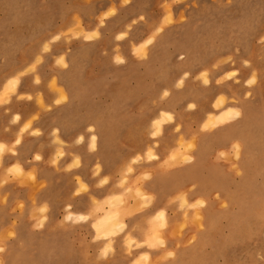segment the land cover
<instances>
[{
    "label": "rangeland",
    "instance_id": "374dc122",
    "mask_svg": "<svg viewBox=\"0 0 264 264\" xmlns=\"http://www.w3.org/2000/svg\"><path fill=\"white\" fill-rule=\"evenodd\" d=\"M0 143L4 264H264V0H0Z\"/></svg>",
    "mask_w": 264,
    "mask_h": 264
},
{
    "label": "snow or ice",
    "instance_id": "6c2138e0",
    "mask_svg": "<svg viewBox=\"0 0 264 264\" xmlns=\"http://www.w3.org/2000/svg\"><path fill=\"white\" fill-rule=\"evenodd\" d=\"M126 2H127V0H125V3H126ZM106 14H107V13H106ZM93 35H95V33H93ZM85 38H86V39H90V37H85ZM117 60L119 61V57H117ZM62 62H63V58H61V60L57 61V63H62ZM245 63L247 64L248 61H245ZM65 67H66V65H65ZM185 75H187V73H185ZM228 75H229V76H233V75H235V73H229ZM204 76H206V73H203V72H202V73H201V77H204ZM254 82H255V74H253V76H252L251 78H249V79L246 81V83H247L248 85H252ZM204 83H205V84L208 83L207 79H204ZM164 95H168V93L165 92ZM61 99H66V97H61ZM60 102H61L60 100H57V101H56L57 104H59ZM189 107L191 108V107H193V105H189ZM230 111H231V110H230ZM234 116H236V117H240V116H241V112L238 111V110L235 111V112H234ZM154 123L158 124L159 121H155ZM152 136H156V132H155V131L152 132ZM92 139L95 140L96 137L93 136ZM16 143L18 144V143H20V141L17 140ZM93 147H95V145H93ZM189 147H191V145H189ZM234 147H236L237 149L239 148L238 145H235ZM2 149H3V145H0V150H2ZM36 159L39 160L40 157L37 156ZM149 159H153V158L150 156ZM186 159L190 160L191 157H186ZM129 171H131V169H129ZM102 183H103V181H102ZM144 199L147 200L148 197H144ZM197 203H202V202L198 201ZM158 215H159L160 217H162V216H163V213H159ZM80 219L83 220V219H86V218L82 216V217H80ZM41 226H42V225H40V224H37V225H36V227H41ZM9 235L11 236V235H13V233H9ZM151 239H152V240H155V243L148 242V246H149L150 248H157L158 246L162 247V246L165 245V241L162 240V239H159L157 233H153V236H152ZM2 251H4V249H3V248H0V252H2ZM106 253H107V249H105V254H106ZM174 255H175V253H174L173 251H168V252L166 253L165 259L171 258V257H173ZM135 264H140L139 260L136 261Z\"/></svg>",
    "mask_w": 264,
    "mask_h": 264
},
{
    "label": "crops",
    "instance_id": "0c3cea01",
    "mask_svg": "<svg viewBox=\"0 0 264 264\" xmlns=\"http://www.w3.org/2000/svg\"><path fill=\"white\" fill-rule=\"evenodd\" d=\"M32 105H33V104H32ZM32 105H31V104L26 105V106H27L26 111H29V110L34 109V106H32ZM50 123H51V122H50ZM49 125H51V124H49ZM31 138L34 139L33 136H32ZM47 138L50 140L51 135L48 134V137H47ZM50 142H51V141H50ZM34 144H35V143H34ZM32 151H33V150H31L30 153H32ZM7 189H8V187H6V188H5V187H2V188L0 189V213H1V215L3 214V207H5V205L2 203V196H3L4 192L7 191ZM14 193H15V196H13V199H15V197H16L17 195H19V190L14 191ZM17 197H18V196H17ZM2 218H3V217H1L0 222H3Z\"/></svg>",
    "mask_w": 264,
    "mask_h": 264
},
{
    "label": "bare ground",
    "instance_id": "6f19581e",
    "mask_svg": "<svg viewBox=\"0 0 264 264\" xmlns=\"http://www.w3.org/2000/svg\"><path fill=\"white\" fill-rule=\"evenodd\" d=\"M230 110L232 111V108L230 106L223 108L218 113V115L216 116V121L218 122V121H226V120H228L230 118V116H231V114H230L231 111ZM156 120L159 121V124H161L162 119L160 118V116L156 117ZM0 145H1V143H0ZM112 215H113V213L111 215H108L109 218L112 217ZM163 216H164V214H163Z\"/></svg>",
    "mask_w": 264,
    "mask_h": 264
},
{
    "label": "clouds",
    "instance_id": "9594fccd",
    "mask_svg": "<svg viewBox=\"0 0 264 264\" xmlns=\"http://www.w3.org/2000/svg\"><path fill=\"white\" fill-rule=\"evenodd\" d=\"M0 264H4V261L2 259H0Z\"/></svg>",
    "mask_w": 264,
    "mask_h": 264
}]
</instances>
